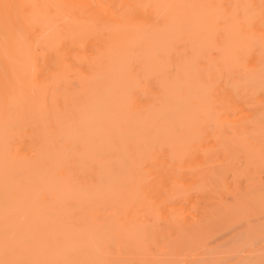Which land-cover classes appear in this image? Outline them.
<instances>
[{"label": "bare ground", "instance_id": "obj_1", "mask_svg": "<svg viewBox=\"0 0 264 264\" xmlns=\"http://www.w3.org/2000/svg\"><path fill=\"white\" fill-rule=\"evenodd\" d=\"M228 173L264 181V0H0V264H260Z\"/></svg>", "mask_w": 264, "mask_h": 264}, {"label": "rangeland", "instance_id": "obj_2", "mask_svg": "<svg viewBox=\"0 0 264 264\" xmlns=\"http://www.w3.org/2000/svg\"><path fill=\"white\" fill-rule=\"evenodd\" d=\"M229 174H230V173H228V174L225 175V177H227V178L225 179V183H226V180H228V181H227L228 187H226L227 184H226V186H225V184L223 183V184H224V185H223V188H221V187L218 188V192L220 193V195L223 193V194H222V195H223V196H222L223 198L221 197V200L223 199V200L226 202V204L229 205V204L231 203L232 199H235L234 201H235L236 203H233V202H232V203L234 204V206H235V208L237 209V211H238V210L241 211L240 214H241L242 217H243L244 212L248 213V212L250 211V212L252 213V215H253V213H256L255 216H258V217H253V219L256 218V220H257V218H258V219L260 220L261 217H262L261 219H263V217H264V211H263V210H264V209H263V208H264V204H263L260 200H258V204H256V202H255L254 205H249V204H248V206H247V205H244V204L241 205L239 201H240V198H241V199H243V198H244V199H247V198H250V197H252V198L254 197V198H255V197H258L259 195H260V197H262V195H263V193H264V189H263V188H264V181L262 180L263 182H262V185H261V186H257L258 189H257V187L254 186V188L257 189V191H256L254 188H252V185L250 184V182H248V181L245 180L244 178H242V179H241V178L236 179V178H234L231 174H230L231 176H228ZM263 177H264V174L262 175V178H263ZM229 180H232V182H234V183L232 184L233 187L237 186V183H236V182L239 181L238 183L240 184V187L238 186L239 189H236V190H237V194H236L237 196H236V198H234V196H235L234 194L230 193V192H231V189H232L233 187H232V185H231L232 182L229 181ZM240 180H241V181L243 180V181H242V184H243V185L241 184V181H240ZM216 183H217V182H216ZM235 183H236V184H235ZM234 184H235V185H234ZM239 184H238V185H239ZM229 185H230V186H229ZM250 185H251V186H250ZM214 186H216V185H214ZM214 186H213V188H214ZM224 186H225L226 188H224ZM218 187H219V186H218ZM242 187H244V188H242ZM213 188H212V189H209V190L206 191V192H209V193H210V194L207 193V196H208V194H209L210 197H208V200H206V201H208L209 203L206 202V201H203V202H202V200H201V203H202L203 205H205V208H206V207H207V208H212L211 206H213V205L215 206V205L218 203V201L216 200V199H218V198H216V195H217V194L215 193V194H216V195L214 194L215 196L211 194V193H213V190L217 189V188H215V189H213ZM227 188H228V189H227ZM229 188H231V189L229 190ZM235 188H236V187H235ZM219 189H221L220 191H223V190L227 189L229 192H227L226 190H225L226 192H225V191H224V192H220ZM253 189H254V190H253ZM249 190H250V191H249ZM253 191H254V192H253ZM216 192H217V191H216ZM234 192H235V191H234ZM252 192H253V193H252ZM235 193H236V192H235ZM231 195H234V196L232 197ZM253 195H254V196H253ZM218 197H219V196H218ZM214 198H215V202H216V204H214L215 202L213 203ZM212 199H213V200H212ZM218 200H219V199H218ZM221 200H220V201H221ZM211 201H212V202H211ZM241 201H243V200H241ZM219 203H222V201L219 202ZM219 203H218V204H219ZM232 203H231V204H232ZM242 203H243V202H242ZM209 204H210V205H209ZM218 204H217V206H218ZM203 205H202V206H203ZM206 205H207V206H206ZM219 205H220V204H219ZM228 205H226V206H228ZM257 205H258V206H257ZM214 206H213V207H214ZM220 206H221V205H220ZM226 206H224V207H226ZM254 206H255V208H254ZM256 206H257V207H256ZM260 206H263V207H261V210H262L261 213H262V214H261V213L258 214V211H259V212L261 211V210H260ZM203 207H204V206H203ZM229 207H231V206H229ZM229 207H228V208H229ZM226 208H227V207H226ZM258 208H259V209H258ZM231 210H232V209H231ZM239 211H238V212H239ZM247 211H248V212H247ZM232 213H233V212H232ZM242 213H243V214H242ZM184 214H186L185 211H184ZM237 214H238V213H237ZM257 214H258V215H257ZM250 215H251V214H250ZM229 216H230V215H229ZM233 216H235L234 221H233L232 223H231V222H228V223H231V224H230V225L227 224V225H228V226L226 225L227 228H225L226 226L224 227L225 230H222V229H221V232H218L219 235H220L221 237H220L219 235H218V236H219V237H218V236H217V233H216L215 236L218 237V239H215L216 237L213 236L214 239L211 238L212 240H209L210 238L208 237V238H209V239H208L209 242H208V243L204 242V243H206V245L208 244L207 247H208V248H209V247H210V248L212 247L213 250H218V251H219L220 249H221V251H222V250H227V249L230 250V251H228V254H227V251H222V255H221V256L224 255V257H226L227 255H228L229 257H230L231 255H235V252H236V251H239L238 249H240L241 247L243 248V247H245V245H248V244H249V245L252 244V245H250L249 247L247 246L246 249H247V248L249 249V248L251 247L252 250L249 249V250H247V252H246V249H245V250L242 249V248H241V249L243 250V252H246V253H248V251H249V253H250V251H251V252H252V251H256V252H252V258L254 257V256H253V253L255 254V253H259V252H264V236H263V234H262L261 232L258 231V232L261 233L262 235H258L257 237H256V236H255V237H252L253 234H252V236H251V234H250L249 236H250L251 239L248 237V238L250 239V241H249V240L247 241V239L244 238V239H246V240H243V243H241L242 241L239 240L240 238H238L239 235L242 234V233H240L241 230H242V232H243V230H245V229H242L241 227L244 226V224L247 225V223L251 224L250 222H252V219H251L252 217L250 216V217H251V218H250V217H249V214H246V215H245L246 218L249 217L248 220H247L248 222H247V221H244V220H246L244 217H243V218H244V220H243V218H242L241 216H240V219H236V215H234V213H233ZM238 216H239V215H238ZM238 218H239V217H238ZM241 218H242V219H241ZM231 219H232V218H231ZM249 219L251 220L250 222H249ZM256 220L254 219L255 223H253V224H251V225L256 226V225H257L259 222H261V221L264 223V219H263V220H260V221L257 220L258 222H256ZM225 221H226V219H225ZM230 221H231V220H230ZM235 221H236V222H235ZM243 221H244V222H243ZM254 221H253V222H254ZM240 222H241V223L243 222V223L241 224ZM245 222H247V223H245ZM263 223H262V224H263ZM223 224H224V223H223ZM240 224H241V225H240ZM237 225H238V226H237ZM263 225H264V224H263ZM219 226H220L219 228H221V226L223 227V225H221L220 223H219ZM229 226H230V227H229ZM247 226H248V225H247ZM228 227H229V228H228ZM238 227H239V228H238ZM244 227H245V226H244ZM248 227H249V226H248ZM250 227H251V226H250ZM260 227H261V226H259V228H260ZM262 227H263V226H262ZM262 227H261V228H262ZM245 228H246V227H245ZM252 228H253V227H252ZM252 228H251V229H252ZM261 228H260V229H261ZM215 229H217V228H215ZM228 229H230V230L232 229V230H231L232 232H228V231H230V230H228ZM238 229H239V230H238ZM257 229H258V228H257ZM257 229H256V230H257ZM263 229H264V228H262V230H263ZM258 230H259V229H258ZM160 231H162L161 227H160ZM217 231H220V229L217 230ZM224 231H226V233L228 232V235H225V232H224ZM236 231H237V232L240 231V232H239L240 234H238ZM245 231H246V230H245ZM252 231H253V229H252ZM215 232H216V231H215ZM222 232H224L223 235L221 234ZM233 232H235V234H236V238H238V239H236V238L234 237L235 234H234V236H232V235H233ZM250 232H251V231H250ZM231 233H232V234H231ZM237 234H238V235H237ZM229 235H230V237H229ZM256 235H257V234H256ZM159 236H160V235H159ZM161 236H162V235H161ZM161 236H160V238H159V237L156 238V244H155V241L152 242V244H151V249H152L154 252H156L155 250H157V249H159V250L162 249V250H163L165 247H166L165 249L168 248V250L173 249V247L170 245V244H173V243H174V240H173L172 236H168L169 238H167L166 235H163V236H165V237L167 238V242L165 241V243H166L168 246H167L166 244H164L165 246L162 245L163 243H162V240H161V239H162V238H163V240H166V239H164V237H163V236L161 237ZM226 236H227V237H226ZM231 236H232V237H231ZM237 236H238V237H237ZM240 236H241V235H240ZM244 236H245V235H244ZM233 237L235 238V240L233 239ZM242 237H243V236H241V238H242ZM245 237H247V235H246ZM229 238H231V239H229ZM203 239H204V238H203ZM227 239H229V240H227ZM172 240H173V243H172V242L170 243V241H172ZM196 240H197V239H196ZM196 240H195V241H196ZM198 240H199V239H198ZM205 240H206V239H205ZM208 240H207V241H208ZM213 240H214V241H213ZM230 240H231V241H230ZM201 241H202V240H201ZM244 241H245V242H244ZM246 241H247V242H246ZM168 242H169V243H168ZM198 242H199V241H198ZM193 243H194V240H192V245H193ZM195 243H196V242H195ZM195 243H194V245H196V246L198 247L199 244H195ZM240 243H241V244H240ZM154 244H155V246L157 247V249H156V247L154 246ZM190 244H191V243H190ZM201 244H202V243L200 242V245H199L198 250H199L200 248H201V249L204 248V249L207 250V247H206L204 244H202V245H201ZM239 244H240L241 246H239V248L237 247L238 249L236 250V248H235L234 245L238 246ZM203 245H204V247H201V246H203ZM190 246H191V245H190ZM230 246H231V247L234 246V249H232V248L230 249V248H229ZM169 247H170V248H169ZM171 247H172V248H171ZM185 247H186V246H185ZM187 247H188V246H187ZM191 247H193V246H191ZM197 247H196V248H197ZM205 247H206V248H205ZM179 248H180V247H179ZM194 248H195V247H194ZM182 249H184V248H182ZM182 249H180V250H182ZM191 249H192V248H191ZM201 249H200L199 251L202 252ZM159 250H157V251H159ZM194 250H195V249H194ZM198 250H197V251H198ZM206 250H204L202 253L205 254V251H206ZM208 250H209V249H208ZM184 251H185V250H184ZM186 251H187V250H186ZM188 251H189V250H188ZM233 251H234V252H233ZM201 252H200V253H201ZM210 252H211V250H210ZM216 252H217V251H216ZM219 252H220V251H219ZM179 253H181V251H179ZM188 253H192L191 250H190V252H188ZM197 253H198V252H197ZM197 253H196V257L199 255V254H197ZM202 253H201V254H202ZM207 253H208V252L206 251V254H207ZM232 253H233V254H232ZM182 254H183V252H182ZM182 254L179 255V256H181L180 258H183V257H182ZM186 254H187V253H186ZM193 254H194V252H193ZM201 254H200V255H201ZM212 254L214 255L215 252L212 253ZM218 254H219V253H218ZM225 254H227V255H225ZM202 255H203V254H202ZM213 255H212V256L210 255V256L212 257L211 259H215V257H213ZM238 255H239V253H238ZM241 255H242V254H241ZM248 255H249V254H248ZM257 255H262V254L260 253V254H257ZM185 256H186V255H185ZM204 256H205V255H204ZM207 256H208V254H207ZM207 256H206V257H207ZM214 256L218 257L217 255H214ZM239 256H240V255H239ZM263 256H264V253H263ZM263 256H262V257H263ZM190 257L192 258V256H190ZM198 257H200V256H198ZM201 257H203V256H201ZM219 257H220V256H219ZM236 257H237V256L235 255V259H236ZM187 258H188V257H187ZM208 258H210V257H208ZM221 258H223V257H220V259H221ZM256 258H257V256H256ZM256 258H255V259H256ZM259 258H260V256H258V260L262 259V258H260V259H259ZM200 259H201V258H200ZM204 259H205V258H204ZM206 259H207V258H206ZM218 259H219V258H218ZM228 259H229V258H228ZM233 259H234V256H233ZM235 259H234V260H235ZM237 259H238V257H237ZM231 260H232V259H231ZM234 260H232V261H234ZM262 260H263V259H262ZM225 261H226V262H224V259H223V262H222V263H227V260H225ZM206 262H207V261H206ZM209 262H210V261H209ZM213 262H214V261H212V263H213ZM218 262H219V260H218ZM257 262H258V261H257ZM260 262H262V263L264 264V261H260ZM210 263H211V262H210ZM229 263H231V262L228 261L227 264H229ZM262 263H260V264H262ZM217 264H218V263H217ZM219 264H221V263H219ZM258 264H259V262H258Z\"/></svg>", "mask_w": 264, "mask_h": 264}]
</instances>
